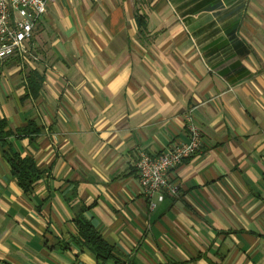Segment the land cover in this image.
<instances>
[{
	"label": "crops",
	"instance_id": "crops-1",
	"mask_svg": "<svg viewBox=\"0 0 264 264\" xmlns=\"http://www.w3.org/2000/svg\"><path fill=\"white\" fill-rule=\"evenodd\" d=\"M190 112L203 145L151 209L140 152L188 142ZM2 120L41 131L0 139V264H117L76 242L83 207L121 264H264V0H53L0 66ZM9 145L44 171L29 193Z\"/></svg>",
	"mask_w": 264,
	"mask_h": 264
},
{
	"label": "built area",
	"instance_id": "built-area-1",
	"mask_svg": "<svg viewBox=\"0 0 264 264\" xmlns=\"http://www.w3.org/2000/svg\"><path fill=\"white\" fill-rule=\"evenodd\" d=\"M53 0H0V66L15 56H27L40 20L48 13ZM190 132L188 142L174 146L170 151L151 155L141 151L137 161L139 183L150 201L151 209L166 195L177 197L180 185L170 173L184 160L197 154L203 145V136L192 112L186 116Z\"/></svg>",
	"mask_w": 264,
	"mask_h": 264
},
{
	"label": "trees",
	"instance_id": "trees-1",
	"mask_svg": "<svg viewBox=\"0 0 264 264\" xmlns=\"http://www.w3.org/2000/svg\"><path fill=\"white\" fill-rule=\"evenodd\" d=\"M138 20L141 25L144 24L142 16H139ZM27 78L28 88L24 99L39 98L40 91L45 82L44 77L38 71L31 70ZM7 125L6 120L0 122V139L6 140L15 135L18 137L33 136L41 131V128L35 124V121H30L27 127L20 128L17 133L11 130L5 131ZM4 144L5 146L7 145L6 142ZM4 153L12 166V174L17 179L19 186L25 193H29L35 184L43 178L44 171L39 168L34 158L14 153L11 149V145L5 148ZM86 210L87 207H83L82 211L76 217L75 222L78 232L76 242L80 246L86 247L92 251L100 262L105 263L114 260L117 264H121V259L117 255L115 247L104 238L102 233L98 231L93 223L84 215Z\"/></svg>",
	"mask_w": 264,
	"mask_h": 264
}]
</instances>
